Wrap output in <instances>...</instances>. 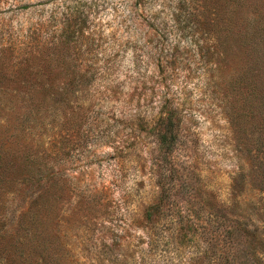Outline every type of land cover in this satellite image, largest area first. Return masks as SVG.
Masks as SVG:
<instances>
[{
  "label": "rangeland",
  "instance_id": "rangeland-1",
  "mask_svg": "<svg viewBox=\"0 0 264 264\" xmlns=\"http://www.w3.org/2000/svg\"><path fill=\"white\" fill-rule=\"evenodd\" d=\"M237 1L0 0L1 85L17 80L25 43H57L68 24L81 28L67 47L90 79L31 118L34 149L71 183L57 219L32 233L19 223L30 185L8 197L0 248L61 264H264V119L246 72L264 43L249 51L243 33L213 28ZM240 15L257 24L264 0ZM14 104L0 91L5 137Z\"/></svg>",
  "mask_w": 264,
  "mask_h": 264
},
{
  "label": "trees",
  "instance_id": "trees-1",
  "mask_svg": "<svg viewBox=\"0 0 264 264\" xmlns=\"http://www.w3.org/2000/svg\"><path fill=\"white\" fill-rule=\"evenodd\" d=\"M245 0H239L230 10L233 15L222 25L219 22L213 24L214 30L221 33L224 31L226 39H234L235 34L244 35V42L241 46L249 47L251 51L252 45L264 43V15L258 17L260 21L252 24L246 23L243 26L244 19L240 20V14L244 10ZM257 18V19H258ZM85 24V19L82 20ZM249 25L251 27L249 28ZM72 24H68L61 30V34L57 43L51 42L46 38L37 36L31 41L25 43L21 50L22 61L19 63L17 80L9 79L7 83L0 84V91L9 95L10 101L15 103L16 108L20 103V112L17 113V122L15 126L6 127V135L2 136V126L0 129V242L4 240L5 235L1 234V230L5 225V209L9 196H16L23 192L27 187L34 186L36 192L33 198H30V209L23 213L19 219L31 222L27 225L29 233L32 228L38 229L42 226H49L59 212V205L63 201L67 192L71 191V183L62 176L55 175V167L48 160L51 158L45 149L39 151L34 149V128L36 124H32V115L41 109L47 110V100L55 98L57 95H64L68 99L69 94H78L87 87L89 78L86 73L82 72L81 65L75 62V58L71 55L67 45L69 37L81 28L71 29ZM253 30V31H250ZM35 41V43L33 42ZM260 47H258L259 49ZM253 47V52L259 51L254 57L255 64L248 67L247 73H252L254 81H256V110L262 114L264 119V49L258 50ZM0 57H5L1 56ZM245 72V74H246ZM53 74H59L61 77L58 83ZM63 79V80H61ZM247 81V76L240 78ZM25 108V112H21ZM171 112H178L176 110ZM18 123V125H17ZM171 125V121H168ZM173 129L169 126L166 132L159 133L160 142L168 146L176 142V134L173 136ZM261 145L264 146V136L261 139ZM44 176V174H49ZM95 196V195H93ZM86 203L91 206H101L100 202H95V198L86 199ZM48 235V233H47ZM18 241V240H17ZM45 248V246H44ZM16 248L8 247L0 248V264H61L57 256L52 254L48 259H42L41 262L28 260L27 256L18 254Z\"/></svg>",
  "mask_w": 264,
  "mask_h": 264
}]
</instances>
